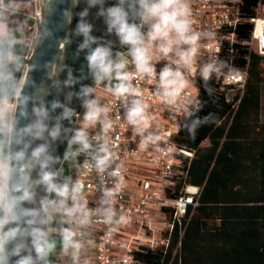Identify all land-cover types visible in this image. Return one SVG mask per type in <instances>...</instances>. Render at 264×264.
<instances>
[{
  "label": "built area",
  "instance_id": "1",
  "mask_svg": "<svg viewBox=\"0 0 264 264\" xmlns=\"http://www.w3.org/2000/svg\"><path fill=\"white\" fill-rule=\"evenodd\" d=\"M186 2L191 32L198 37L188 63L181 56L189 45L173 38L172 51L165 55L160 47L164 41L146 38L152 74L137 70L128 45L114 58L124 63L126 83L134 91L117 96L115 77L97 82L95 97L101 112L85 134L88 147L72 140L68 160L72 155L78 164L73 178L57 184L63 194L53 189L47 201L52 227L59 220L63 223L51 236L52 243L60 245L59 252L63 250L58 253L59 264H141L134 252L168 247L176 222L182 224L199 204L201 187L187 182L195 149L180 141V132L199 107V81H216L220 92L238 105L235 95L246 87L249 65L239 63L237 50L264 53V0L251 16L243 10L242 0ZM34 19L39 30L42 17L36 13ZM245 22L251 24L247 37L239 28ZM148 31L144 24L145 37ZM9 56L14 58L13 53ZM165 67L179 72L185 81L172 99L163 96L160 83ZM137 102L144 119L131 125L128 112ZM16 104V100L7 104L13 107L11 121ZM80 115L81 111L76 118ZM104 157L106 162L99 165ZM66 233L69 241L64 239Z\"/></svg>",
  "mask_w": 264,
  "mask_h": 264
},
{
  "label": "trees",
  "instance_id": "2",
  "mask_svg": "<svg viewBox=\"0 0 264 264\" xmlns=\"http://www.w3.org/2000/svg\"><path fill=\"white\" fill-rule=\"evenodd\" d=\"M260 1L242 0L243 10L255 14ZM239 28L249 36L250 23ZM33 46L17 37L0 41V98L8 103L16 100ZM237 55L249 65L238 105L216 81H199V107L180 132L195 149L187 182L201 187L199 204L176 222L168 247L134 252L141 264H264V53L240 47Z\"/></svg>",
  "mask_w": 264,
  "mask_h": 264
},
{
  "label": "clouds",
  "instance_id": "3",
  "mask_svg": "<svg viewBox=\"0 0 264 264\" xmlns=\"http://www.w3.org/2000/svg\"><path fill=\"white\" fill-rule=\"evenodd\" d=\"M62 3L63 0H57ZM53 0H45V8L38 11L37 15L43 17L44 12L51 14ZM80 0H71V6L62 11L64 19L70 23L74 16L79 17L76 35L84 37L83 43L78 46V50L88 49L86 60L88 67L92 71L96 82L115 77L119 83L113 89L117 96H123L134 91L132 86L126 81L129 79L127 73L123 72L125 65L122 61L113 59L110 47L99 43V38L90 35L93 25L87 21L90 9L99 5L96 13L97 17H102L107 25L108 33H115L121 44L130 47V55L140 72L152 74L154 69L150 64L146 38L149 41H164L161 44V51L167 55L172 51L173 38L189 45L181 59L188 63L195 52L194 45L197 42V35L191 32L190 21L188 19L190 10L186 0H117L115 4L105 7L106 0H85L86 7L79 13L73 9L78 7ZM7 10L4 0H0V41L8 36L7 25L4 22V14ZM139 20L140 23L136 21ZM46 23L45 20H41ZM149 25L146 34L142 32V26ZM92 44H97L92 48ZM63 42L61 47H63ZM209 69L204 70L205 78L209 75ZM24 79L19 81L15 89L16 98H20L24 84ZM68 85L74 83L71 72H69ZM160 83L163 89V96L169 99L177 96L181 88L185 85L181 74L173 72L165 67L160 73ZM91 88H85L84 94L90 93ZM24 99H27L26 97ZM7 100L0 98V135L10 133L13 124L3 121V114L7 110ZM60 105L53 103L52 107ZM87 111L85 119L95 121L99 119L101 109L96 106V102L86 103ZM37 120L21 129L19 135H29L33 139H44V133L48 132V127L44 123L47 112L43 107L34 108ZM21 111V115H25ZM71 115V110L65 109L64 116ZM130 122H141L144 119L143 108L137 102L128 112ZM207 121V120H206ZM59 124L51 129L49 135L55 139L59 134ZM74 142L80 143L83 147H88L87 137L83 131H77ZM17 143L20 141L17 140ZM30 144H25L24 149L16 152L11 157L15 161L10 165L9 160L0 155V264H37L47 256L50 245L47 243L44 233L34 227L36 212L22 209L20 206L25 201H31L33 194L30 190V172L36 165L41 168L40 183L48 186L49 190L55 189L63 194L64 190L57 189L52 183V173L45 171L51 162V157L47 153V144H41L32 150L31 155H27V148ZM107 157L98 160L99 165H103ZM66 190V189H65ZM18 193V194H17ZM25 217H31L24 219ZM22 225H27L24 227ZM30 238V243H29ZM70 234H65V241L70 240ZM35 253L33 256L32 253ZM12 257H16L12 262Z\"/></svg>",
  "mask_w": 264,
  "mask_h": 264
},
{
  "label": "water",
  "instance_id": "4",
  "mask_svg": "<svg viewBox=\"0 0 264 264\" xmlns=\"http://www.w3.org/2000/svg\"><path fill=\"white\" fill-rule=\"evenodd\" d=\"M70 6L71 0H63L62 3L53 0L51 14H48L46 11L43 14L42 19L46 23L40 22L38 35L31 55L28 58L21 96L19 99L16 98L17 104L11 124H13V121L15 123L13 124L12 132L9 133L8 160L10 165L15 164V161L11 157L16 152L23 150L25 144H30L27 148V155L30 156L33 149L45 143L48 146L47 153L52 159L44 170L49 171L53 164L59 165L60 155L67 145L65 133L74 125L76 110L85 104L88 97V94L83 93L81 95L79 92L86 78L85 69L78 68L68 58L74 29V17L68 23L62 16V11ZM44 8L45 0H42V11ZM62 42L64 44L63 47H61ZM73 69L78 71L74 72ZM69 72H71L74 79L72 85L66 83ZM25 97L27 99H24ZM53 103H58L60 106L53 108ZM38 107H43L47 112L44 123L47 125L49 131L44 133V139H33L29 135H19L21 129L26 128L37 120V116L33 110ZM65 109L71 110L70 116H64ZM21 111H24L26 114L21 115ZM57 124H59L60 131L58 136L53 139L49 135V132ZM17 140L20 142L17 143ZM40 174L41 168L39 165H36L30 172L32 200L23 202L20 207L36 212V222L33 226L39 228L44 233L46 239L48 229L45 202L49 194V188L47 185L40 183ZM29 218L31 217H25L24 219ZM22 226L27 227V225ZM32 254L35 256L34 252ZM11 259L14 262L16 257H12ZM47 259L48 254L44 260L38 261L37 264H44Z\"/></svg>",
  "mask_w": 264,
  "mask_h": 264
},
{
  "label": "flooded vegetation",
  "instance_id": "5",
  "mask_svg": "<svg viewBox=\"0 0 264 264\" xmlns=\"http://www.w3.org/2000/svg\"><path fill=\"white\" fill-rule=\"evenodd\" d=\"M117 2V0H106V4L105 7L115 4ZM86 7V3L85 0H80L79 6L75 7L74 12L75 13H79L83 8ZM99 9V5H97L96 7H93L90 9L89 12V16L86 18L87 21L89 23H91L93 25L92 31L90 33V35H92L93 37H97L99 38V43L110 47L112 54H113V59L121 52V50L124 48V44H121L119 38L115 35V33H108L107 31V25L105 24L104 20L102 17H97L96 13ZM79 21V17L78 16H74V29H73V33H72V42L70 44L69 47V51H68V58L70 59V61H72L78 68H84L86 71V78L84 80V84L83 87H81L79 89L80 94L82 95L84 92L83 90L85 88H91L93 90V85L95 84L96 80L94 78V75L92 73V71L89 69L88 67V62L86 60V55L88 53V49H84V50H78V46L83 43V39L84 37L82 35H76L75 34V29L77 27V23ZM137 23H140L139 20L136 21ZM143 28V26H142ZM142 30V29H141ZM97 46V44H92L91 47L95 48ZM81 65V66H80ZM74 72H77L78 70L73 69ZM83 70V69H82ZM92 91L88 94V97L86 98V102L89 100V97L91 95ZM85 102V104H86ZM84 104V105H85ZM83 105V106H84ZM82 106V107H83ZM82 107L78 110H76V113L74 115L75 118V122L74 125L72 126L71 129L67 130L65 133V136L67 138V145L65 150L61 153L60 155V164L59 165H52L50 167L49 172L52 173V183L56 186L58 183L56 182V180L59 178L58 176L60 175L62 169L64 167L67 166L68 164V157L70 155V147H71V143L74 137V134L77 132L76 129V123H77V119L76 118V114L81 111ZM53 190V189H52ZM52 190H49V194L47 197V200L45 202V206L47 208V214H46V219H47V235H46V241L47 243L50 245V250L48 252V259L44 264H49L51 262L52 259V255L51 252L53 250V243L51 240V236H52V231H53V227L51 224V210L52 208L48 205L47 201L49 200L50 194L52 192Z\"/></svg>",
  "mask_w": 264,
  "mask_h": 264
},
{
  "label": "rangeland",
  "instance_id": "6",
  "mask_svg": "<svg viewBox=\"0 0 264 264\" xmlns=\"http://www.w3.org/2000/svg\"><path fill=\"white\" fill-rule=\"evenodd\" d=\"M41 4L42 0H12L10 3H7V10L4 14V22L6 23L8 29L7 37H17L21 39H26L35 44L38 35V25L34 19V16H36L37 10L39 9ZM124 59L127 58L124 57ZM104 81H107V79H105ZM98 92L99 87L97 86V82H95L88 101L94 100L96 102V106L100 108L99 99L95 97V94ZM12 111V105H7V110L3 114V121L5 123L11 124ZM86 111L87 108L85 104L81 109V115L77 119L76 123L77 131H83L85 134L92 129L96 122V120L89 121L85 119ZM262 119L264 120V92L262 97ZM129 123L131 125L135 124L134 122L130 121ZM8 145L9 133H4L0 135V153L8 156ZM77 165L78 164L76 157L71 155L68 160L67 166L62 169L61 176L56 180V182L62 185L67 184L69 179L73 178V169H75ZM62 225V221H57V227L59 229L62 227ZM62 251H60L59 253H61Z\"/></svg>",
  "mask_w": 264,
  "mask_h": 264
},
{
  "label": "crops",
  "instance_id": "7",
  "mask_svg": "<svg viewBox=\"0 0 264 264\" xmlns=\"http://www.w3.org/2000/svg\"><path fill=\"white\" fill-rule=\"evenodd\" d=\"M53 229H54V231L58 230L57 222H55L53 224ZM52 245H53V250L51 252L52 259H51V262L49 264H59L58 253H59L60 245L56 244V242H54Z\"/></svg>",
  "mask_w": 264,
  "mask_h": 264
}]
</instances>
